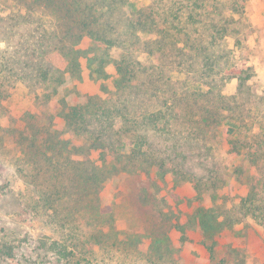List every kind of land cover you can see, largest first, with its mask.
I'll use <instances>...</instances> for the list:
<instances>
[{"label": "trees", "instance_id": "trees-1", "mask_svg": "<svg viewBox=\"0 0 264 264\" xmlns=\"http://www.w3.org/2000/svg\"><path fill=\"white\" fill-rule=\"evenodd\" d=\"M46 1L53 16L42 18L52 23V28L36 24L41 34L26 48L35 57L34 101L42 105L51 101L67 76L81 82L86 73L102 82L100 90L86 94L82 102L63 103L66 108L60 117L64 130L81 140L85 157L73 160L68 146L52 143L47 159L55 162L51 178L57 181L62 175L60 156L75 162L85 186L102 185L111 178L115 162L138 160L146 171L156 169L162 176L187 178L201 187L204 178L188 172L192 161L204 164L203 182L216 189L220 180L212 177L215 170L208 167L207 160H213L214 148L226 142L232 154L243 153L259 167L258 176L249 180V189L240 198L238 210L264 229V153L262 157L258 154L264 134L259 138L252 121L244 120L236 96L222 90L234 77L238 92L250 90V67L239 68L233 51L226 47L231 39L237 42L245 37L239 24L244 22L246 0ZM33 13L32 7L25 11V23L32 24ZM8 17L18 23L22 15L11 10L1 19ZM47 53L51 56L46 61L43 57ZM23 66L28 67L27 62ZM109 66L113 70L109 71ZM3 67L5 61H0V72ZM26 117L17 135L32 139L31 145L32 116L27 112ZM92 152L101 164L91 158ZM57 186L55 182L52 191L40 190L36 207H48L52 195L60 194ZM178 227L184 241L186 228ZM80 248L50 240L47 249L59 264H78ZM206 250L214 261V246L208 245ZM11 252V247L3 250L7 255ZM237 260L235 264H244ZM225 262V256L214 261Z\"/></svg>", "mask_w": 264, "mask_h": 264}, {"label": "rangeland", "instance_id": "rangeland-1", "mask_svg": "<svg viewBox=\"0 0 264 264\" xmlns=\"http://www.w3.org/2000/svg\"><path fill=\"white\" fill-rule=\"evenodd\" d=\"M31 7L32 24L25 23V11ZM51 9L46 0H0V61H5L0 72V264H59L47 249L50 240L81 247L78 264H215L221 256H225L226 264H235L237 259L244 264H264V229L238 210L240 198L248 191L249 180L258 176L259 167L243 153L232 154L229 143L214 148L213 160H207L208 167L215 170L212 177L220 180L216 189L204 183V164L192 161L188 172L204 178L201 187L187 178L162 176L156 169L146 171L138 160L115 162L111 178L102 185L85 186L80 178L83 174L77 175L78 167L73 166L75 162L60 156L62 175L57 181L51 178L55 162L47 159L52 143L68 146L73 160L85 157L81 140L64 130L60 117L66 108L63 103L82 102L86 94L100 90L101 82L86 73L81 82L78 77L67 76L51 101L44 105L34 101L35 57L26 48L41 34L36 24L52 28V23L42 18L53 16ZM11 10L21 12L20 22H12L10 17L1 19ZM242 14L244 22L239 30L245 37L237 42L231 39L226 47L233 51L239 68L250 67V90L238 92L235 77L226 81L222 90L236 96L244 120L252 121L261 138L264 0H246ZM50 56L47 53L43 58L47 61ZM108 70L113 69L109 66ZM27 112L32 116L31 145L32 139L17 135ZM262 146L260 157L264 143ZM91 158L101 164L96 152ZM55 182L60 194L52 195L44 210L36 207L39 191H52ZM178 225L186 228L184 241L180 240L183 233ZM208 245L214 246V261L206 250ZM7 247L12 251L8 255L3 253Z\"/></svg>", "mask_w": 264, "mask_h": 264}]
</instances>
